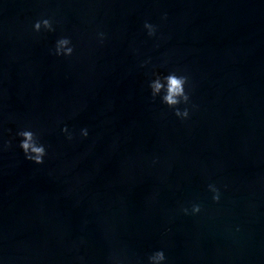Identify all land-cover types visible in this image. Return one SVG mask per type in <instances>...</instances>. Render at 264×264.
I'll list each match as a JSON object with an SVG mask.
<instances>
[{"label":"water","instance_id":"water-1","mask_svg":"<svg viewBox=\"0 0 264 264\" xmlns=\"http://www.w3.org/2000/svg\"><path fill=\"white\" fill-rule=\"evenodd\" d=\"M42 18L54 31H33ZM61 37L70 57L50 54ZM173 71L190 80L186 120L150 96L153 73ZM157 250L264 264V0H0V264H147Z\"/></svg>","mask_w":264,"mask_h":264},{"label":"clouds","instance_id":"clouds-1","mask_svg":"<svg viewBox=\"0 0 264 264\" xmlns=\"http://www.w3.org/2000/svg\"><path fill=\"white\" fill-rule=\"evenodd\" d=\"M163 18L166 19V14ZM32 27L34 32H40L41 30L48 32L54 31L53 21L49 18L37 20ZM143 28L146 30L149 37L156 35V25L146 21L143 24ZM97 38L100 43H103L105 34L103 32H98ZM73 51L74 47L71 44V40L68 37H61L56 41L54 49L50 50V54L57 57H70L73 54ZM143 66L144 65L142 64L141 67ZM153 76L154 79L148 84L152 100H155L156 97L159 96L160 102L166 105L167 108L171 109L173 115L178 119H188L190 116V110L195 109L196 107L191 103L190 99L191 85L189 77L185 74L178 75L175 71L164 76L153 73ZM186 85L188 86L187 91ZM180 105H183L184 107L181 108L179 107ZM61 131L68 132V129L65 126ZM80 135L81 137H87L88 130L82 128L80 130ZM17 136L21 138L18 147L22 150L25 159L37 165L42 164L47 153L45 146L39 142V136L31 130H20L17 132ZM67 139L71 140L72 135L68 134ZM208 190L212 193L213 202H219L220 190L214 184H209ZM180 211L185 215H195L201 211V206L194 203L191 205L190 212L187 207H181ZM79 259L81 260V264H83L84 258L80 257ZM165 260L166 256L164 251L157 250L147 257V264H164ZM112 264H119L118 259L112 257Z\"/></svg>","mask_w":264,"mask_h":264}]
</instances>
